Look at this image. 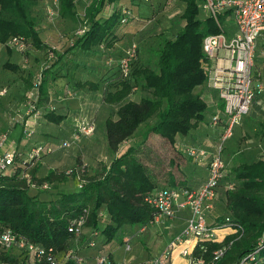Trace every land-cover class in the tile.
<instances>
[{
  "label": "trees",
  "instance_id": "16d2710c",
  "mask_svg": "<svg viewBox=\"0 0 264 264\" xmlns=\"http://www.w3.org/2000/svg\"><path fill=\"white\" fill-rule=\"evenodd\" d=\"M39 1L0 0V44H5L9 38H20L23 43L29 41L34 50L45 51L54 59L41 71L38 87L41 103L52 69L72 49L77 48L85 54L102 58L103 51L122 39L115 27L118 22L126 23L129 17L127 8L135 0H91L82 18L76 11L75 0H57L60 19L73 22L82 20L87 27L80 31V36L72 47L60 54L43 44L39 38L37 23L31 14V8ZM117 1L120 4L107 19H97L106 7ZM142 1L149 3V0ZM177 1L185 6L180 15L182 26L172 29L173 38L161 35L160 45L155 51V66H138L140 52L137 45L133 44L136 47L135 56L128 63L126 72L123 71L121 62L133 45L120 57L113 67L115 69L111 68L103 75L107 76L113 88L111 92H105L103 102L116 107L104 120L101 128L108 151L115 155L109 166L99 177H80L81 184L77 192L56 193L53 199L42 201L30 195L31 186L38 188L63 184L78 175L73 170L66 173L50 169L44 177L39 178V160L49 155L46 153L47 149L51 154L52 148L45 143L31 145L26 153L38 146L43 149L41 157L30 159L27 156L26 160L20 161V154L16 153L13 172L0 177V224L22 234L33 243L52 247L57 256L71 251L73 256L81 258L85 264L84 258L73 247L78 237L67 231L72 221L83 216V230L89 229L91 234H100L103 244H120L125 228H144L155 222L157 211L147 202L148 199L160 190L183 187L158 188V184L150 177L148 168L135 157V148L128 147L118 154L121 145L151 119H156L157 123L149 129L150 133L171 146H175L177 137L188 135L204 122L207 107L202 100L201 90L205 88L206 76L201 47L203 39L208 35L218 34L219 29L211 18H198L201 0ZM4 68L15 70L9 64H5ZM73 84L77 91L96 92L99 88L97 82L90 80L79 79ZM31 87L29 85L28 90ZM138 90L142 92V96L138 102H134L131 96ZM65 119V115L55 112H48L43 116L46 123L55 126ZM87 119L94 124L93 120ZM218 125L222 126V122ZM73 133L75 127L67 139L60 141V147L64 148L62 144L69 141ZM220 185L225 186L228 218L240 229L220 243H197L191 251V258L208 264L213 260L214 253L225 247L215 264H238L258 249V240L264 234V156L250 164L236 166L229 175L226 174ZM92 242L95 246V242L91 241L88 247H94L90 246ZM97 255H105L108 264H116L108 252ZM255 256V264H264V248ZM17 258L18 254H0V259L5 261L15 262ZM164 264L171 262L166 260Z\"/></svg>",
  "mask_w": 264,
  "mask_h": 264
},
{
  "label": "rangeland",
  "instance_id": "374dc122",
  "mask_svg": "<svg viewBox=\"0 0 264 264\" xmlns=\"http://www.w3.org/2000/svg\"><path fill=\"white\" fill-rule=\"evenodd\" d=\"M91 0H76L77 10L80 18L83 16L82 9L84 6L89 5ZM142 0H135L134 3L129 4L128 11L129 17L125 24H118L115 27L118 35L122 36V51L119 57L124 56L130 49L131 45L136 44L139 48L138 66L149 65L155 66L156 62V50L160 45L161 35L165 37L173 38L174 32L182 26L180 15L183 10V5L177 0H149V3H144ZM57 3L55 0H47V3L41 7L31 8V14L36 20V23H40V32L45 33L48 40L53 44H50L49 48L53 49L56 53H62L76 42L80 36V31L87 28L85 22L80 20L79 22L61 20L56 13ZM133 8H138L134 10ZM48 10L54 12L52 18L47 16ZM101 13L98 15V18ZM199 16H202L199 14ZM123 18V16H122ZM45 23V28L42 29V23ZM173 30L170 32L168 29L169 24ZM172 34V35H171ZM264 36V35H262ZM10 39V38H9ZM22 44L19 47H10L8 40L1 47L0 56V69L2 65L9 61L4 54V50L13 49L17 53V62L21 66V74L29 80L31 87L27 90L24 97L25 110L23 115L18 118L17 122H11L3 125L0 128V136L7 133L9 138L12 130L18 126L21 131L22 139L20 141V150L28 148L30 138H26L23 134V128L26 123L32 125L33 134L31 139L36 136L41 137V143L49 144L52 148V153L43 157L51 158L44 161V165L40 164L39 178L47 170L55 168L58 172L70 173L73 170L78 176L75 179H69L66 183L48 185L46 188L34 187L30 188V195L36 197L42 201H49L55 197L56 193H73L79 190L81 184L79 178L82 176H97L102 174L103 170L109 166L111 161L115 158V155L111 154L106 146V141L102 134V124L104 120L111 115L116 109L115 106L106 105L103 102V95L105 92L112 91V85L107 76L99 75L97 79L93 77L92 67H97L99 63H94L92 60L100 59L103 62V58L94 57L88 53H83L79 49H72L66 57L67 61H61L59 63V69L57 73L70 71L73 75H76L80 80L92 79L99 84L96 92H90L87 90L77 91L74 84L63 86V91L57 96V102L54 101L55 94H53L52 87L55 85L51 78L48 77L47 91L42 99L41 103L39 97L32 93L34 81L37 76L41 74V71L48 66L54 59L49 57L45 51H35L30 45V42ZM103 53H105L103 51ZM120 59V58H119ZM66 62V63H64ZM118 62L115 63V66ZM107 66V65H106ZM58 68V67H57ZM115 68H112V70ZM109 76V75H108ZM60 81V80H57ZM61 82V81H60ZM60 87H62L60 85ZM53 95H52V94ZM138 96H142V92L134 93L131 99L138 100ZM34 106V108H32ZM48 112H55L56 114L65 115L66 119L58 126L53 124L45 125L43 120L44 114ZM87 117L93 120L95 124V132L92 135H85L77 142L73 143L69 148L60 147L59 143L62 140L67 139L74 129V118ZM157 123L156 119L149 120L145 125H142L138 131L119 149V153L124 152L128 147H133L137 150L136 158H139L143 164L150 171V177L154 179L155 183L162 186L161 183L171 181L173 184L177 182L176 186L184 185L182 180L185 177V167L183 165H195L185 154V148H182L176 144L171 146L162 139L156 137L150 133V128ZM48 127L52 133H48ZM259 130V131H258ZM259 132V133H257ZM14 133V132H13ZM48 133V134H47ZM262 133L260 127L249 131L241 137H236L235 142L232 144L231 151L228 152V161L224 160L226 166V172L229 175L231 171L242 163L255 162L257 160V154H259L264 148V141H261L258 136ZM47 134V135H45ZM88 134V133H86ZM149 136V137H148ZM7 138V139H8ZM14 139L12 134L9 138V142ZM35 140V139H34ZM35 142H40L36 141ZM28 151V149H26ZM26 150L18 153L20 154V161L27 159ZM16 154V153H15ZM55 158V159H53ZM41 159V160H42ZM40 161V160H39ZM232 168V169H230ZM224 185V184H223ZM225 188V186H223ZM227 217L226 215H224ZM223 217V216H222ZM223 219L220 218L219 222ZM186 223L181 229L180 233L185 229ZM164 233V237L161 239L159 247L165 249L170 242H172L179 235L169 227H158V230ZM173 235V236H171ZM156 253V248L151 250V254Z\"/></svg>",
  "mask_w": 264,
  "mask_h": 264
},
{
  "label": "built area",
  "instance_id": "2783aa9c",
  "mask_svg": "<svg viewBox=\"0 0 264 264\" xmlns=\"http://www.w3.org/2000/svg\"><path fill=\"white\" fill-rule=\"evenodd\" d=\"M200 10L206 18L214 20L219 29L218 34L208 35L203 39L201 51L205 58V87L216 93L221 104V111L211 118V125L217 126L222 122V129L218 136L217 149L206 165L207 177L198 188L163 189L147 200L157 211V218L171 219L182 211H186L188 217L185 229L159 256L145 264H164L166 260H170L175 251L186 258L188 264H204L202 260L191 258V251L197 243L203 241L220 243L240 229L231 223L228 216L222 223L209 226L206 223V216L211 211L217 190L227 174L222 158L224 145L232 138L235 128L248 114L260 90V87L255 84L253 68L256 43L264 35V0H201ZM53 15L54 12L48 10L47 16L52 18ZM229 25L233 32L229 30ZM22 44L24 43L20 38L8 40L10 47H19ZM135 48L133 45L121 62L124 72L127 70L128 63L134 59ZM40 82L41 74L37 76L32 88V93L36 96H38ZM5 93V90H0V97ZM33 127L34 123L25 124L23 134L26 138L32 137ZM74 127L75 133L72 134L71 139L62 144L66 149L85 135H92L95 130L94 124L86 117L74 119ZM7 138V133L0 136V177L13 172L16 156L14 152L1 151ZM46 153L50 154V150L47 149ZM42 154L43 149L37 146L32 147L27 156L30 159H37ZM186 155L195 162H199L205 156L200 149H189ZM46 187L47 185L42 186V188ZM84 220L81 216L72 221L68 225V233L79 237L83 232ZM219 236H222L221 240ZM90 246H94V243H90ZM262 248H264V234L258 240V249L238 264H255V255ZM224 250L225 247H222L216 251L213 260L208 264H215ZM0 254L4 256L18 254L15 262L0 259V264H66L69 261L74 264H83V260L73 256L71 251L57 256L52 247L33 243L3 224H0ZM93 264H108L107 257L97 255Z\"/></svg>",
  "mask_w": 264,
  "mask_h": 264
},
{
  "label": "crops",
  "instance_id": "0c3cea01",
  "mask_svg": "<svg viewBox=\"0 0 264 264\" xmlns=\"http://www.w3.org/2000/svg\"><path fill=\"white\" fill-rule=\"evenodd\" d=\"M55 1L57 3V0ZM127 2L128 1H126V3ZM46 3H47V0H40L37 5L38 7H41L42 5ZM119 4L120 3H118L117 1L115 4L106 7L101 12V16L99 18L97 17V19H101L102 21L107 19L110 13L112 12V10L116 9ZM181 4L183 5V9H184L185 7L184 4L183 3ZM37 5L33 7V9L36 8ZM87 6L88 5L84 6V8L82 9L83 13ZM133 9L138 10V8H133ZM76 11L77 13H79L78 12L79 10H77V6H76ZM56 13L58 14V5L56 6ZM199 14L202 15V16L198 15L199 19L203 20L206 18V15L201 10ZM173 25L174 24L171 23L168 26V29H170L169 30L170 32L173 29L172 28ZM41 26H42V29L46 27L44 22L42 23ZM229 28H230L229 30L233 32L232 27H230V25H229ZM37 29L39 32V38L43 44H45L47 47H49L50 44H53L52 42L48 40L44 32L43 33L40 32V23L37 24ZM121 42H122V39L118 40L117 42L113 44V46L110 49H106L104 51L105 53L102 54L103 62H101L100 59L92 60V62L94 63H97V64L99 63L97 67L96 66L92 67V70L94 72L93 77L95 79H97L99 75L101 76L106 75V72L108 70L115 67V63L118 62L120 58L119 55L122 51V45L120 44ZM3 46L4 44H0V51L2 49L1 47ZM4 54L7 56V59H9V61H6L2 65V68L0 69V90L6 91L5 95L0 97V128L3 125L9 124L10 121L17 122L18 118L21 115H23V112L25 110L24 97L28 90V86L30 85L29 80H27V78L23 77V75L21 74L22 69L16 60L17 59L16 51L8 48L4 50ZM1 55L2 53L0 52V56ZM66 57H68V55ZM66 57L62 59V61H67ZM94 57H98V55ZM60 63H63V62H60ZM5 64L14 66L15 70L4 68ZM58 65L52 69L51 71L52 74L49 76V78H51V81L55 83V85H53L52 87L53 94H55V99H54L55 102H57L58 100L57 96H59L60 92L64 90L63 86L70 85L74 83L76 80H79V78H77L76 75H73V73H70V71H65L64 73L61 72L60 74H58L56 72L57 69H59ZM253 75L255 79V84L256 86L260 87V90L258 91V94L256 95L254 102L249 109L248 114L243 118L242 123L238 127L235 128L232 138L228 140L226 144L224 145V149L222 152V158L226 161H228V152L231 151L232 144L233 142H235L233 140H235L236 137L239 138L242 135L244 136L246 132L249 133V131H254V129L260 127V129H262V133L258 136V138L261 141H264V36L259 38L256 43ZM57 80H60L61 82ZM85 80L93 81L90 78L85 79ZM93 82L96 83V81H93ZM60 85L62 87H60ZM198 90L199 88H197L196 91ZM201 93H202L201 95L202 100L205 102L206 107H207L204 122L200 124L196 130L191 131L188 135L179 136L176 138V144L178 143V145L181 148L182 146L185 148V151H184L185 155H186V151L189 149H195V150L200 149L205 154L204 158H202L199 162H195L192 158L186 155L189 159H191V161L195 165H192V166H189L187 164L183 165L182 167H185V171H186L185 177L184 178L182 177V180L181 179L177 180L182 183L184 182V185H182L183 187L185 186V187L194 188V189L198 188L207 177V166L206 165L211 155L217 149L218 136L222 129V127L219 125L212 126L210 124L211 116H214L216 114L218 115L221 111V104L218 101L216 93L213 91L207 90L206 87L201 90ZM139 99H140V96H138V100H134V99H131V100L134 102H138ZM45 125H48V123L45 122ZM45 129L49 130L48 133H52L48 127H46ZM11 134L14 139H12L9 142V138ZM9 138L7 139L4 146L1 147L2 152L20 153L26 149H29V147L33 144L41 143V139H42L39 136H36L33 139L30 138L28 148L26 147L24 148V150L22 149L21 151L20 141L22 139V136H21V131L18 126H16L12 130V132L9 135ZM34 139L40 142H35ZM125 143H123L120 148H122V146ZM260 151L261 152L257 154V157H259L257 158V160L260 159L262 156H264V148H262V150L260 149ZM25 152H27V150ZM49 159L51 158L47 157L46 159L44 158L40 160L41 166L44 163V161H47ZM144 165L146 166V164ZM227 165L228 164L226 162V166ZM50 169H55V168L50 167ZM39 172H40V169H39ZM47 172L48 170L43 175H46ZM176 183L177 182H174L173 184L171 181H168L167 183L163 182L161 184L168 185V186L158 185V188L174 187V186L177 187ZM224 192H225V189L223 188V185H220L217 190V196L213 203V207L206 216V223L209 226H216L220 224L222 221L219 222V219L220 218L224 219L225 218L224 215L228 216V212L225 208V193ZM187 217H188V213L186 211H182L179 214H177L174 218H171V219H167L163 217L157 218L155 219V222L153 224L148 225L144 228H138L137 226L125 228L120 244L113 243V242L108 243V244H103L102 237L100 234L98 233L91 234V231L89 229H84L82 234L77 238L76 244H73V247H75L77 251L79 252V254L84 258L85 264H92L93 263L92 258L96 256L98 253H103V252L110 253L111 258L114 260L116 264H143V263H146L148 260L159 256L165 250L164 248L161 249V247H159L160 241L164 237V233L162 232V229L161 231H159L158 227L167 226L169 227L171 231L173 230L175 233L179 232L178 234H180L181 229L186 223ZM221 239H222V236H219V240ZM91 241L95 242V246L92 248L88 247V243ZM127 245H128V249H126ZM167 246H165V248ZM154 248H156V253L151 254V250ZM170 262L171 264H188L187 259L182 257L177 251H175L172 254L170 258Z\"/></svg>",
  "mask_w": 264,
  "mask_h": 264
}]
</instances>
